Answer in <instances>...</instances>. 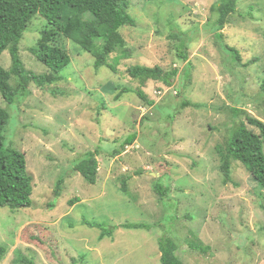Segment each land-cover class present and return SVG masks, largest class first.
<instances>
[{"label": "rangeland", "instance_id": "1", "mask_svg": "<svg viewBox=\"0 0 264 264\" xmlns=\"http://www.w3.org/2000/svg\"><path fill=\"white\" fill-rule=\"evenodd\" d=\"M127 1L136 26L120 28L130 56L117 73L95 71L92 56L63 39L70 64L60 82L30 84L13 105L0 97L10 115L5 144L24 154L33 177L30 208H0V264H160L163 236L175 242L182 264H264V191L238 162L224 185L215 151L239 123L259 133L247 116L264 123V0H239L220 31L211 26L217 0ZM44 25L34 17L18 45L24 69L34 74L47 73L29 52ZM182 43L188 81L178 74L170 87L154 81L142 87L128 77L126 69L137 65L182 70L175 51ZM221 45L235 49L240 62H231ZM10 65L5 51L0 66ZM10 85H17L14 78ZM137 90L154 104L142 102ZM131 134L135 142L123 148ZM95 150L98 172L90 185L74 165ZM156 185L167 188L161 200ZM84 219L114 228L112 236L100 240L101 229ZM126 223L151 230L120 228ZM189 241L209 251L191 252Z\"/></svg>", "mask_w": 264, "mask_h": 264}, {"label": "trees", "instance_id": "2", "mask_svg": "<svg viewBox=\"0 0 264 264\" xmlns=\"http://www.w3.org/2000/svg\"><path fill=\"white\" fill-rule=\"evenodd\" d=\"M153 2L154 0H144ZM239 0H217L211 7L215 14L211 26L215 31H220L227 23L229 16L235 13ZM127 0H0V56L7 51L10 56V67L8 70L0 66V97L7 105H13L17 99L26 95L28 86L35 85L39 89L51 86L62 80L60 73L70 64V58L62 45V40H69L78 45L79 48L90 54L94 59L93 68L98 71L106 67L110 72L117 73L121 60L129 59V51L126 42L120 34V28L127 26L134 28L136 22L128 14ZM36 16L43 19L45 25L38 31V38L29 49V52L47 68V73L34 74L26 71L19 56V42L23 33ZM177 36V35H176ZM176 37L177 41L186 40L183 35ZM175 38V35H170ZM221 39V34H217ZM222 49L230 55L231 62H240L238 52L226 45ZM176 59L180 65L164 70L159 66H131L126 73L131 80L137 81L140 86H145L148 81L160 82L170 87L173 80L181 74L183 80L188 81L190 77V64L188 63V48L185 43L179 48L175 47ZM109 62V57L116 54ZM14 78L16 86L10 85ZM260 96L264 99V69L263 78L259 85ZM128 90H122L123 94ZM137 97L146 105L154 103L148 99L142 90H137ZM54 94V92H53ZM119 94L116 100L119 98ZM188 102L181 104L184 108ZM235 114L238 111H234ZM10 118L5 108L0 107V208L18 210L30 208L32 202L30 196L33 190V177L26 170L25 156L11 146L5 144L4 131ZM247 123L256 128V134L249 130L244 123H239L233 129L224 145L216 147L215 151L219 157V171L222 175L224 185L231 183V166L238 162L245 167L256 186L264 191V123L246 117ZM137 138L136 134L129 135L123 142V146L132 145ZM124 148V147H123ZM98 152H86L81 160L74 165V170L90 185H94L97 179ZM121 192L125 193L126 183L122 182ZM63 179L57 180L53 190V197L61 195ZM159 200L167 193V188L161 185L154 186ZM78 202L72 199L69 204ZM53 208L52 205H49ZM83 225L89 228H100L99 239L111 237L114 228L106 229L102 225L83 220ZM120 228L126 230H151V226L141 223H126ZM160 253V264H182L176 255L177 245L168 237L157 240ZM189 251L194 253H206L208 247L201 243L189 241ZM31 264L30 262L20 261Z\"/></svg>", "mask_w": 264, "mask_h": 264}]
</instances>
